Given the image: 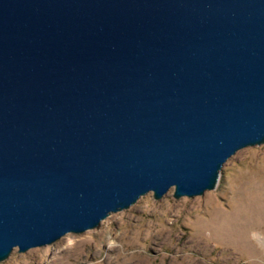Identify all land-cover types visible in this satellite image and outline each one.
Listing matches in <instances>:
<instances>
[{
    "label": "water",
    "instance_id": "1",
    "mask_svg": "<svg viewBox=\"0 0 264 264\" xmlns=\"http://www.w3.org/2000/svg\"><path fill=\"white\" fill-rule=\"evenodd\" d=\"M264 144V0H0V262Z\"/></svg>",
    "mask_w": 264,
    "mask_h": 264
},
{
    "label": "rangeland",
    "instance_id": "2",
    "mask_svg": "<svg viewBox=\"0 0 264 264\" xmlns=\"http://www.w3.org/2000/svg\"><path fill=\"white\" fill-rule=\"evenodd\" d=\"M0 264H264V144L232 156L203 195L149 192L97 228Z\"/></svg>",
    "mask_w": 264,
    "mask_h": 264
}]
</instances>
